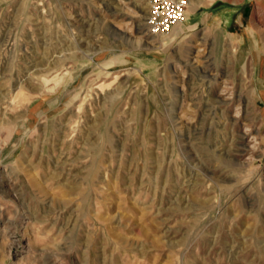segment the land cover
<instances>
[{"label":"rangeland","instance_id":"1","mask_svg":"<svg viewBox=\"0 0 264 264\" xmlns=\"http://www.w3.org/2000/svg\"><path fill=\"white\" fill-rule=\"evenodd\" d=\"M183 1L0 0V264H264V0Z\"/></svg>","mask_w":264,"mask_h":264},{"label":"built area","instance_id":"2","mask_svg":"<svg viewBox=\"0 0 264 264\" xmlns=\"http://www.w3.org/2000/svg\"><path fill=\"white\" fill-rule=\"evenodd\" d=\"M186 20V4L182 0H149L147 25L149 33L169 34Z\"/></svg>","mask_w":264,"mask_h":264},{"label":"bare ground","instance_id":"3","mask_svg":"<svg viewBox=\"0 0 264 264\" xmlns=\"http://www.w3.org/2000/svg\"><path fill=\"white\" fill-rule=\"evenodd\" d=\"M182 1V0H181ZM189 3H190V6H191V8H196V7H198V5H199V2L200 1H198V0H187ZM186 1V2H187ZM195 3V4H194ZM152 36H155V35H152Z\"/></svg>","mask_w":264,"mask_h":264}]
</instances>
